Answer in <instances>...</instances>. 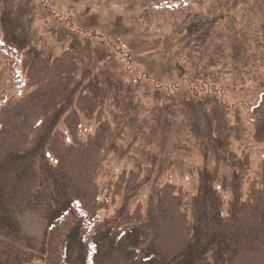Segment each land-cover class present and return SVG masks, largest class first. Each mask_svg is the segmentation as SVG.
<instances>
[{
    "label": "rangeland",
    "instance_id": "rangeland-1",
    "mask_svg": "<svg viewBox=\"0 0 264 264\" xmlns=\"http://www.w3.org/2000/svg\"><path fill=\"white\" fill-rule=\"evenodd\" d=\"M232 1L0 0L20 77L0 105V264H48L67 198L92 264H264V0ZM171 83L189 89L174 103ZM67 262L87 263L78 238Z\"/></svg>",
    "mask_w": 264,
    "mask_h": 264
},
{
    "label": "trees",
    "instance_id": "trees-1",
    "mask_svg": "<svg viewBox=\"0 0 264 264\" xmlns=\"http://www.w3.org/2000/svg\"><path fill=\"white\" fill-rule=\"evenodd\" d=\"M251 2H254V6L257 5L262 7V1L259 3L257 0H251ZM244 3V0H233L231 5L228 7L227 15L229 13H234L237 10V7ZM220 5L226 6L225 3H221ZM237 15V14H236ZM236 18V17H235ZM248 26H250L248 23L244 24L243 30H247L249 32ZM261 31L260 34H264V22L260 25ZM188 33L194 34L195 37L193 40L198 41L200 44L206 43L209 39V36H213V31L211 28L210 19L206 17H197L195 18L190 24L186 27ZM237 36L239 34L236 32ZM261 35V36H262ZM168 42V41H166ZM0 47H2V44L0 43ZM244 46V45H243ZM2 55H1V49H0V64L4 62V59L8 62L7 65H3V68H5V72L7 76H5V73L0 74V79L3 81H0V105L4 103L3 101H6L7 99V93L5 92L6 89H3L4 86L8 85L9 83L14 84V81L16 82L19 77V73L15 70V64L17 63L15 59L14 52L10 49H3L2 48ZM146 77L151 76L152 74L146 73ZM156 82L157 80L153 78ZM162 86L156 83L155 85V91L157 96H159L158 90L161 89ZM182 91L189 92V89L182 86V84L177 85L174 83H171V87H167L164 92L166 93L167 99H170L171 102H173L175 99V96L180 94ZM190 101H193V97H197L196 95H191ZM198 102V101H195ZM174 103V102H173ZM166 105V104H165ZM177 104H172L169 109H172ZM167 109V106L165 108L161 109V117L162 114H164L165 110ZM59 116L56 114L54 116L55 119H57ZM164 121V120H163ZM52 122L48 123L46 127H51ZM56 124V121L54 122V125ZM234 177V180H236V188L231 190L229 189V193H231L232 200L236 201L239 200L241 197L240 194V186H239V178L238 175ZM209 181V180H208ZM211 185V186H210ZM222 187V186H221ZM199 188H203L204 190L201 192H204L205 194L210 193L214 194V191L217 189L215 188V185L213 187V184L209 182L204 183L203 185L199 186ZM212 189V190H211ZM213 196V195H212ZM69 199L68 204L66 206V209L55 219H53L50 224L47 226L46 230V242H45V252H46V263L48 264H68V250L71 241L74 238H78L80 240L81 246L85 248L86 255H87V263L86 264H92V255L95 251V244L89 240V235L91 233L92 228V220L87 217L86 211L81 207V205L74 199ZM231 200V199H230ZM231 200V201H232ZM200 200L195 199L194 204H198ZM202 201V200H201ZM196 206V205H195ZM264 211V210H263ZM261 212V210H260ZM259 212V213H260ZM252 241V239H251Z\"/></svg>",
    "mask_w": 264,
    "mask_h": 264
}]
</instances>
